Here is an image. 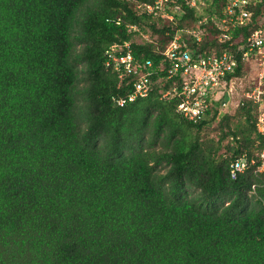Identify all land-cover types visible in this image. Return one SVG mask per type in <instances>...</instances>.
Here are the masks:
<instances>
[{
  "label": "trees",
  "instance_id": "16d2710c",
  "mask_svg": "<svg viewBox=\"0 0 264 264\" xmlns=\"http://www.w3.org/2000/svg\"><path fill=\"white\" fill-rule=\"evenodd\" d=\"M187 1L170 0L174 20L157 28L141 9L154 0H0V264H264V174H229L264 147L259 105L231 115L224 95L189 120L180 96L163 97L180 78L162 61L174 32L204 17L190 47L235 51L264 28V0L224 42L213 21L230 0H205L204 14ZM143 25L157 46L133 40ZM126 42L155 74L148 96L120 107L130 86L105 51ZM213 122L217 139L202 135Z\"/></svg>",
  "mask_w": 264,
  "mask_h": 264
},
{
  "label": "built area",
  "instance_id": "2783aa9c",
  "mask_svg": "<svg viewBox=\"0 0 264 264\" xmlns=\"http://www.w3.org/2000/svg\"><path fill=\"white\" fill-rule=\"evenodd\" d=\"M259 0H230L220 23L219 41L224 42L230 39V30L246 25L252 13L246 8L254 5ZM187 4L197 7V0H188ZM144 12L154 17L164 18L168 21L174 20V15L168 10L171 9L170 0H154L150 5L141 8ZM207 21L204 17L190 29H177L168 45L162 51V61L165 64L164 73L166 79L180 78V88L172 87L167 90L163 97L180 96L177 111L183 117L196 121L209 117L215 103L222 98V88L226 85V77L233 73L238 66L239 54L242 60L255 55L259 65L264 70V28L257 29L251 33L245 42L235 51H224L220 54L196 53L189 45V41L199 43L203 40V29ZM232 45V44H231ZM163 63L161 66H163ZM105 66L116 73L120 85L130 86V92L118 95L113 98L115 105L123 107L132 103L137 98L148 96L152 90L153 63L150 60H136L129 43L113 45L105 51ZM161 71L162 69L159 68ZM231 81V80H230ZM264 93L260 85L254 89L251 95L247 94L246 99L258 104L256 121L257 131L264 135ZM227 101L221 103L223 109ZM255 159L247 161L243 154L234 159L229 167V174L232 179L243 173L247 168L255 166V173L264 174V147L256 153Z\"/></svg>",
  "mask_w": 264,
  "mask_h": 264
},
{
  "label": "rangeland",
  "instance_id": "374dc122",
  "mask_svg": "<svg viewBox=\"0 0 264 264\" xmlns=\"http://www.w3.org/2000/svg\"><path fill=\"white\" fill-rule=\"evenodd\" d=\"M206 5L205 0H197L198 12L204 14L206 11ZM164 20L166 19L163 18V20H161L152 18L149 23H154L156 27L159 28L166 23ZM213 22L218 29L223 27V24L217 19ZM262 24L264 25V17L262 19ZM192 26H188L187 28L190 29ZM135 31L136 34L134 35L133 40L136 43H149L155 46L159 44L158 34L154 33L149 26L143 25L141 28H136ZM244 64L241 76L233 78L222 88V95H226L228 98L227 105L222 111L231 115H234L237 112L239 103L246 99V95H251L254 89L259 85L264 93V70H262V67L259 65L258 58L255 55L249 56L248 59L244 61ZM215 126L216 122H213L209 127L203 130L202 135L217 139L218 131ZM226 143L227 142H224V144ZM223 152L224 151L222 150V153Z\"/></svg>",
  "mask_w": 264,
  "mask_h": 264
}]
</instances>
